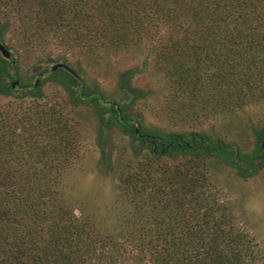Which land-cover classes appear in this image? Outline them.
<instances>
[{"label": "rangeland", "instance_id": "374dc122", "mask_svg": "<svg viewBox=\"0 0 264 264\" xmlns=\"http://www.w3.org/2000/svg\"><path fill=\"white\" fill-rule=\"evenodd\" d=\"M32 1L25 0L26 5L18 8L15 0H0V22L7 18L11 24L4 31L8 48L3 46L17 58L16 74L30 83L37 79L42 82L38 97L16 91L0 95V166H19L25 173L21 181L29 185L35 181L51 183L50 179L56 182L45 190L44 197L50 205L77 217L79 224L86 223L95 250L85 264H148L147 251L155 247L152 229L160 227L154 217L147 216L155 205L162 206L154 212L172 215L180 223L179 229L209 232L218 225L225 233L219 238L224 246L229 243L227 236L233 234L238 235L235 243L240 247L249 239L251 247L247 249H252V254L247 257L244 253V264H264V164L254 158L252 162L258 168L248 169L257 131L264 121V70L251 67L256 82L236 88V79L237 85L243 84L241 70L237 74L228 72L232 76L225 74L224 66L204 70L201 64L205 63L206 52L194 53L201 42L192 43L190 39V48L175 55L168 39L156 42L141 34L130 47L117 51L100 47L84 54L74 44L70 52L66 47L62 50V45H47L41 50L39 36L30 41V46L21 29L24 14L33 17V6L28 3ZM183 38L182 32L172 37L177 42ZM187 41L182 43L187 45ZM58 54L64 55L86 82V92L97 89L107 100L124 99L118 82L121 73L129 70L126 84L137 97L127 112L137 121V128L196 131L222 139L227 149L241 152L239 164L246 170L217 157H203L195 169L203 178L197 175L198 181L193 184L198 185L189 186L188 178L175 172L176 164L156 162L146 150L136 153V142L117 122L111 120L104 127L92 106L72 104L59 82L51 81L48 74L38 76L51 67L44 60L46 56ZM187 62L185 81L190 85L184 83L177 67ZM35 68L38 71L34 72ZM221 75L234 84H220ZM226 86L234 89V97L226 98L218 92ZM124 102L129 103L127 99ZM58 125L63 127L64 137L52 135ZM142 171L149 172L144 175L147 189H140L130 201L124 184L130 175L143 176ZM13 198L12 194L2 203ZM1 225L10 228V223L3 221ZM113 243L117 250L111 258L109 246ZM140 250L142 260H138Z\"/></svg>", "mask_w": 264, "mask_h": 264}, {"label": "trees", "instance_id": "16d2710c", "mask_svg": "<svg viewBox=\"0 0 264 264\" xmlns=\"http://www.w3.org/2000/svg\"><path fill=\"white\" fill-rule=\"evenodd\" d=\"M15 2L18 8L26 5L25 0ZM28 3L33 6L30 10L33 11V17L24 14L22 34L24 39L27 35L30 46V41L39 36L37 44L41 50L47 45L55 48L62 45V50L66 47L70 52L74 44L84 54H91L94 49L98 51L100 47L117 51L130 47L135 43L137 34H141L152 37L156 42L168 39L172 44V54L175 55L186 47L190 48V39L192 43L201 42L199 51L195 50L194 53L206 52L205 63L201 64L204 70L224 66L228 76H232L230 72L237 74L241 70L240 81L243 84L237 85V79L234 84L222 75L220 84L232 82L236 88L249 85L256 82L250 68L264 70V0H33ZM9 26L11 24L7 18L0 22V44L6 48L8 45L4 31ZM179 32L184 34V38L177 42L172 37ZM186 40H189L187 45L182 43ZM46 57L44 60L51 67L39 72L38 76L48 74L51 81L59 82L66 89L72 104L92 106L104 127L111 120L117 122L136 142V153L146 150L156 162L176 164L175 172L188 178L191 183L189 186L198 185L193 184L198 181L197 175H200L195 170L196 162L203 157H217L238 170H244L239 164L241 152L227 149L222 139L196 131L174 133L137 128V121L127 112L137 97V92L126 84L129 70L121 73L118 82L119 91L129 102L126 104L124 99L107 100L97 89L86 92V82L64 55ZM16 63L17 58L13 55L8 60L0 55V95L9 96L16 91L24 96L38 97L42 82L37 79V84L30 83L19 77L15 72ZM55 64H63L66 68L51 71ZM187 65L188 62L180 63L177 67L184 83L190 85L189 81H185ZM14 81L18 82L16 87H12ZM233 91L232 87L226 86L225 90L218 92L230 98L232 94L234 97ZM62 130L63 127L58 125L52 130V135L64 137ZM256 142L251 160L248 161L249 171L258 168L252 162L254 158L264 164V121L257 131ZM142 172L143 176H128L124 184L123 190L130 201L140 189H147V177L144 175H149V172ZM24 175L19 166H0V264H85L86 257H93L95 250L86 223L83 221L79 224L77 217L70 216L64 212L65 209L60 206L55 208L46 201L45 190L55 186L56 182L50 179L51 183L40 184L35 181L29 185L21 181ZM12 194L13 200L7 199L2 203ZM160 206L155 205L147 211V216L154 217V223L160 226L152 229L155 247L147 251L148 264H244L246 256H251L252 249H247L251 247L249 239L242 243L244 247H240L235 243L238 235L233 234L227 236L229 243L224 246L219 243V238L225 233L218 225L209 232L206 229L200 232H193L189 228L179 229L180 223L172 215L159 216L154 212ZM3 221L6 225L10 223V228L4 229L1 225ZM138 243L142 244V236ZM109 247L110 257L114 258L116 244ZM141 254L140 250L138 260H142Z\"/></svg>", "mask_w": 264, "mask_h": 264}, {"label": "water", "instance_id": "95a60500", "mask_svg": "<svg viewBox=\"0 0 264 264\" xmlns=\"http://www.w3.org/2000/svg\"><path fill=\"white\" fill-rule=\"evenodd\" d=\"M0 55L6 60H8L11 56L10 52H8L2 44H0ZM58 68H66V66H64L63 64H55L52 66V68L50 70L55 71ZM36 69L37 68L34 69V72L38 71V69L37 70ZM35 83L37 84L38 80H36ZM17 84H18V82L14 81L12 84V87H16Z\"/></svg>", "mask_w": 264, "mask_h": 264}]
</instances>
